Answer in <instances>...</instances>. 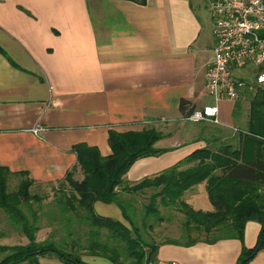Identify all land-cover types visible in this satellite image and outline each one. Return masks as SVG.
<instances>
[{
    "label": "crops",
    "instance_id": "obj_1",
    "mask_svg": "<svg viewBox=\"0 0 264 264\" xmlns=\"http://www.w3.org/2000/svg\"><path fill=\"white\" fill-rule=\"evenodd\" d=\"M207 3L0 0V167L26 172L36 184H57L77 167L74 146L107 157L109 132L154 129L164 135L155 148L168 151L137 161L124 177L132 185L158 176L223 132H237L247 112L238 116L236 103L218 104V126L187 130L179 112L182 100L195 109L213 103L205 91L213 46ZM36 126L43 129L37 135ZM183 197L194 211H213L206 183ZM94 210L123 222L115 205L96 203ZM259 232L258 223L248 222L243 243L184 247L164 240L156 243L154 264H236L242 246L254 247ZM82 257L87 264H110ZM37 261L63 264L53 256ZM249 264H264V248Z\"/></svg>",
    "mask_w": 264,
    "mask_h": 264
},
{
    "label": "trees",
    "instance_id": "obj_2",
    "mask_svg": "<svg viewBox=\"0 0 264 264\" xmlns=\"http://www.w3.org/2000/svg\"><path fill=\"white\" fill-rule=\"evenodd\" d=\"M145 2L140 0L142 4ZM251 95L246 128L237 132L236 147L232 144L202 147L158 176L132 185L124 177L137 161L159 157L168 151L155 148L164 135L154 129L111 131L108 136L111 154L107 157H102L96 148L74 146L72 152L83 178L73 179L75 168L67 172L61 181L67 184V190H58L53 194L54 203L47 205L49 224H62L64 234L58 236L57 242L51 239L36 242L42 209L35 211L32 205H42L45 200L44 196L31 192L36 182L26 172L12 173L0 167V211L28 241L26 246H0V254H7L0 264H38L37 259L45 256H53L63 264H87L81 259L83 255L105 258L112 264H154L158 246L144 242L135 221L134 200L130 199L144 195L146 190L154 193L149 196L148 204L142 205L143 229L152 230L165 220L162 207L176 209L183 215L182 239L189 238L193 232L206 236L220 233V237L210 240L170 242L176 245L190 247L200 242L214 244L230 239L243 243L245 225L258 223L260 232L255 246L250 249L242 246L236 263L249 264L264 248V90L258 89ZM193 110L188 101L180 102L182 119ZM236 110H239L237 102ZM12 177L19 178V182L10 191ZM202 183H206L212 212L194 211L182 200L186 191ZM96 203L118 207L123 222L97 215ZM22 208L27 209V215Z\"/></svg>",
    "mask_w": 264,
    "mask_h": 264
},
{
    "label": "built area",
    "instance_id": "obj_3",
    "mask_svg": "<svg viewBox=\"0 0 264 264\" xmlns=\"http://www.w3.org/2000/svg\"><path fill=\"white\" fill-rule=\"evenodd\" d=\"M207 7L213 46L205 91L213 103L182 120L218 126L219 103H236L247 91L264 90V0H208ZM42 131L32 129L36 135Z\"/></svg>",
    "mask_w": 264,
    "mask_h": 264
},
{
    "label": "rangeland",
    "instance_id": "obj_4",
    "mask_svg": "<svg viewBox=\"0 0 264 264\" xmlns=\"http://www.w3.org/2000/svg\"><path fill=\"white\" fill-rule=\"evenodd\" d=\"M255 92L254 90L252 91H247L246 96L237 102L239 104V110L237 111L238 116L243 117L244 114L242 112H247L248 114V108H249V101L252 99V93ZM184 123V128L188 127L187 130H191V127L193 126L192 123H188L185 121H182ZM245 123L241 124L238 122L236 125L237 127V132L245 130L246 124ZM209 126V124L207 125ZM237 132L233 133H226L223 132V134L220 135L218 139H216L214 142L208 141L209 147H218L221 144H232L234 147L238 145L239 142V135ZM192 133L190 131L187 132ZM210 142V144H209ZM78 172V173H76ZM83 178L81 171L79 170L78 167H76L73 170V179L75 181H81ZM9 190L13 191L15 190L17 183L19 182V178L12 177L9 180ZM68 186L66 183L61 182L57 184H37L33 187L32 193H37L41 196L45 197V200L43 201V204L38 205L37 203H34L32 205L33 210H39L41 207V211L39 213L40 219L38 221V227L39 231L37 234V242L39 243L40 241L47 239H51L55 242L58 241V236L64 234L62 232V224L57 222L55 225H51L48 222V215L49 210L47 208V205L49 203H54V193H57L58 190L60 191L61 189L67 190ZM47 196V198H46ZM149 196L150 193L148 190L145 191L144 195H135L132 196L130 199L134 200L133 205L135 208V221L137 226L141 229V236L144 240L145 243L147 244H156L160 243L161 241H174V242H179L184 244L186 240H199V241H204V240H210V239H215L217 237H220L219 232H213L208 234V236L204 234L197 235L195 232H193L189 238L187 239H182V227H181V221L183 220V215L178 212L176 209L173 210H164L162 207L161 209V215L165 220L159 224L155 225V228L152 230H147L143 229L141 226V216H143V206L148 204L149 201ZM184 201V197L182 198ZM185 202V201H184ZM22 212L27 215V209L22 208ZM44 214V215H42ZM42 215V216H41ZM154 225V224H153ZM58 232V233H57ZM55 235V237H53ZM46 239V240H47ZM27 239L16 229L15 226L11 224V222L8 220L7 216L0 211V246L1 247H14V246H26L28 242L26 241ZM62 248L63 246H58V248ZM7 254H0V261L5 257ZM90 256V255H87ZM81 259L83 257L81 256ZM127 263V261H121ZM111 264V262H110Z\"/></svg>",
    "mask_w": 264,
    "mask_h": 264
}]
</instances>
